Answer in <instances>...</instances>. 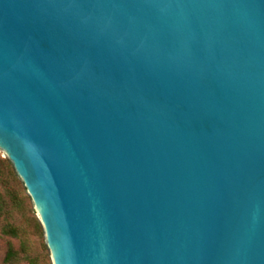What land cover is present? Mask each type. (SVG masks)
Listing matches in <instances>:
<instances>
[{
  "label": "water",
  "instance_id": "water-1",
  "mask_svg": "<svg viewBox=\"0 0 264 264\" xmlns=\"http://www.w3.org/2000/svg\"><path fill=\"white\" fill-rule=\"evenodd\" d=\"M0 151L52 264H264V0H0Z\"/></svg>",
  "mask_w": 264,
  "mask_h": 264
},
{
  "label": "rangeland",
  "instance_id": "rangeland-1",
  "mask_svg": "<svg viewBox=\"0 0 264 264\" xmlns=\"http://www.w3.org/2000/svg\"><path fill=\"white\" fill-rule=\"evenodd\" d=\"M0 155L4 157L1 151ZM27 196V193L20 191L21 206L10 211L0 210V264H34L29 258L36 259L39 264H52L43 228L38 229L34 206L30 197ZM10 224L21 229L19 237L3 232V229ZM11 246H14L17 255L8 261Z\"/></svg>",
  "mask_w": 264,
  "mask_h": 264
},
{
  "label": "trees",
  "instance_id": "trees-1",
  "mask_svg": "<svg viewBox=\"0 0 264 264\" xmlns=\"http://www.w3.org/2000/svg\"><path fill=\"white\" fill-rule=\"evenodd\" d=\"M22 181L17 176L15 170L13 169L9 160L0 155V210H15L21 206V200L19 198V192L27 193L24 189ZM28 197V196H27ZM36 224L38 229L42 230V226L37 219ZM5 234L11 235L13 237H19L21 229L15 225H7L3 229ZM17 255V251L14 246L10 247L7 260L11 261ZM34 264H39L36 259L29 258Z\"/></svg>",
  "mask_w": 264,
  "mask_h": 264
}]
</instances>
